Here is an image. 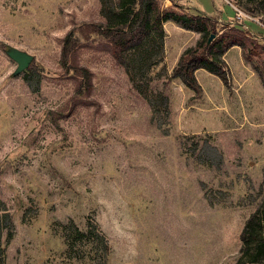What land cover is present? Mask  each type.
Returning a JSON list of instances; mask_svg holds the SVG:
<instances>
[{
  "label": "rangeland",
  "instance_id": "rangeland-1",
  "mask_svg": "<svg viewBox=\"0 0 264 264\" xmlns=\"http://www.w3.org/2000/svg\"><path fill=\"white\" fill-rule=\"evenodd\" d=\"M158 1L211 4L218 28L232 14L215 0ZM103 21L100 0H0V264H254L239 234L264 199L256 73L235 48L230 85L199 69L196 93L171 70L197 32L165 21L162 46L120 63L82 34ZM68 32L92 72L91 104L71 106ZM11 48L33 55L25 71Z\"/></svg>",
  "mask_w": 264,
  "mask_h": 264
},
{
  "label": "trees",
  "instance_id": "trees-1",
  "mask_svg": "<svg viewBox=\"0 0 264 264\" xmlns=\"http://www.w3.org/2000/svg\"><path fill=\"white\" fill-rule=\"evenodd\" d=\"M238 1L248 12L264 14V0ZM100 2L105 21L86 23L81 31L84 37L88 32L100 36L102 41L99 44L102 49L116 61L125 63L131 49L148 42L162 46L163 23L172 21L199 35L193 44L186 46L180 53L172 67L171 77L179 79L186 87L199 93L202 88L195 72L197 69H204L216 75L228 87L230 70L224 55L232 46H239L242 59L251 65L264 88V43L242 29L229 23L218 28L217 16L189 12L175 1L165 7L158 0ZM80 45L79 38L68 32L60 46V65L66 73H71L70 78L75 83V94L70 98L72 107L92 102V72L78 61L77 49ZM239 239L241 256L254 264L264 261V199L245 220Z\"/></svg>",
  "mask_w": 264,
  "mask_h": 264
},
{
  "label": "built area",
  "instance_id": "built-area-1",
  "mask_svg": "<svg viewBox=\"0 0 264 264\" xmlns=\"http://www.w3.org/2000/svg\"><path fill=\"white\" fill-rule=\"evenodd\" d=\"M223 2L232 9V14L226 20L227 23L242 29L258 40L264 38V15L245 11L239 8L233 0H223Z\"/></svg>",
  "mask_w": 264,
  "mask_h": 264
},
{
  "label": "water",
  "instance_id": "water-1",
  "mask_svg": "<svg viewBox=\"0 0 264 264\" xmlns=\"http://www.w3.org/2000/svg\"><path fill=\"white\" fill-rule=\"evenodd\" d=\"M212 36L209 38L211 40ZM7 54L17 63L14 70L15 74L25 71L33 59V55L27 51L11 48L7 50Z\"/></svg>",
  "mask_w": 264,
  "mask_h": 264
},
{
  "label": "crops",
  "instance_id": "crops-1",
  "mask_svg": "<svg viewBox=\"0 0 264 264\" xmlns=\"http://www.w3.org/2000/svg\"><path fill=\"white\" fill-rule=\"evenodd\" d=\"M168 1V0H167ZM197 1V0H196ZM169 2V1H168ZM197 5H195V9L193 8V10H194V12H196V13H202V9H204L205 8V14H211L212 12H213V7H211V4L210 5H206V7L205 6H203V5H201L198 1H197ZM214 4L215 5H219L220 7H221V9H223V10H228V8H229V6L228 5H221L217 0H215L214 1ZM167 6V5H166ZM216 6V7H217ZM201 7H203V8H201ZM166 24H173V26L174 25H177L176 23H174V22H172V21H166L165 22ZM177 26H179V25H177ZM182 29V28H181ZM183 30H186V31H189V32H193L192 30H187V29H185V28H183ZM236 48V50L238 51V54L241 56V54H240V47L239 46H232L231 48H229L227 51H226V53H225V55L227 54V52L228 51H230V50H232V49H235ZM225 55H224V58H225ZM242 58V57H241ZM227 61V60H226ZM197 71H199V69H197L196 70V72ZM195 72V73H196Z\"/></svg>",
  "mask_w": 264,
  "mask_h": 264
}]
</instances>
